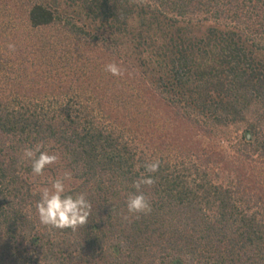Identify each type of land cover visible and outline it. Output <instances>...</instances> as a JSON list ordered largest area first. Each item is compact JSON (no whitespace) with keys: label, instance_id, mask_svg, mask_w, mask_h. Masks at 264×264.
I'll list each match as a JSON object with an SVG mask.
<instances>
[{"label":"trees","instance_id":"obj_1","mask_svg":"<svg viewBox=\"0 0 264 264\" xmlns=\"http://www.w3.org/2000/svg\"><path fill=\"white\" fill-rule=\"evenodd\" d=\"M65 172L88 222L43 226ZM0 264H264V0H0Z\"/></svg>","mask_w":264,"mask_h":264},{"label":"clouds","instance_id":"obj_2","mask_svg":"<svg viewBox=\"0 0 264 264\" xmlns=\"http://www.w3.org/2000/svg\"><path fill=\"white\" fill-rule=\"evenodd\" d=\"M8 48L14 50V46L9 44ZM105 71L113 76L122 75L121 68L110 63L106 65ZM42 145H37L34 149L26 148L24 158L31 161L32 174L41 176L45 168L55 164L59 157L55 154H49L42 151ZM159 161L152 162L145 166V171L149 174L158 170ZM71 173L65 172L63 176L51 180L50 187H44L40 191V198L36 202V214L39 223L51 228H72L87 224L92 211L91 203L86 199L85 194H68L66 181L71 180ZM154 179L151 175L141 176L133 183L134 192L128 195L126 208L129 214H148L151 211V205L141 191L142 185H152Z\"/></svg>","mask_w":264,"mask_h":264}]
</instances>
